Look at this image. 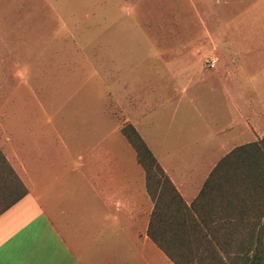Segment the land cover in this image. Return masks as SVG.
Instances as JSON below:
<instances>
[{
  "label": "crops",
  "instance_id": "0c3cea01",
  "mask_svg": "<svg viewBox=\"0 0 264 264\" xmlns=\"http://www.w3.org/2000/svg\"><path fill=\"white\" fill-rule=\"evenodd\" d=\"M117 5L0 0V55L6 38L52 37L75 28L83 14L95 22L86 33L99 23L98 37L110 39L98 47L97 64L105 55L116 69V55L127 54L113 91L89 97L101 103L94 120L86 110L78 125L62 111H0V264H175L149 236L155 203L123 127L136 129L187 204L225 157L264 138L263 91L238 61L244 52L258 55L263 42L250 48L206 33L209 46L152 45L171 57L138 65L131 55L148 51L112 39Z\"/></svg>",
  "mask_w": 264,
  "mask_h": 264
},
{
  "label": "rangeland",
  "instance_id": "374dc122",
  "mask_svg": "<svg viewBox=\"0 0 264 264\" xmlns=\"http://www.w3.org/2000/svg\"><path fill=\"white\" fill-rule=\"evenodd\" d=\"M117 3V23L111 22L115 32L112 39L118 47L146 49L144 51L148 53L129 54L138 65L140 58L144 65L151 67L162 63L164 57V61L171 57V54L154 52L152 45L171 49L196 40L199 45L209 46L210 37L219 43L229 37V40L250 48L264 43V0H117ZM84 17L85 14L81 22L75 23V28L54 30L52 37L6 38L8 46L1 53L6 68L0 69V111H62L66 113L64 120L78 125L79 111L86 110L90 119H95L94 113L101 103L93 102L89 97L108 95L113 91V82L122 74L119 68L127 54L116 55V69L114 61L110 63L105 55L97 64L96 57L101 54L98 47L110 39L98 37L99 23L94 29V26L90 28L87 36L86 28L95 22ZM54 26L58 25L55 23ZM221 30H225L223 37H220ZM238 61H244L245 72L251 84L263 91L261 98L264 101V50L258 55L244 52ZM213 62L208 59V64ZM118 117V121L123 122V116ZM263 139L259 142L264 150ZM260 163L263 165L254 169L255 162H252L257 184L251 186L246 177L240 183L235 182L229 194L215 191L209 195L207 212L201 210L206 224L199 216L207 238L176 240L191 245L184 248L181 258L184 264H244L246 255L252 256L259 248L264 249V178L260 176L264 172L261 170L264 160ZM245 167L250 173L249 163ZM153 175L162 182L159 191H169L160 172L154 170ZM242 185L244 195L239 189ZM157 189V185L153 186L154 191ZM222 196H228V205L219 198Z\"/></svg>",
  "mask_w": 264,
  "mask_h": 264
},
{
  "label": "trees",
  "instance_id": "16d2710c",
  "mask_svg": "<svg viewBox=\"0 0 264 264\" xmlns=\"http://www.w3.org/2000/svg\"><path fill=\"white\" fill-rule=\"evenodd\" d=\"M122 131L137 151L139 162L148 176L150 196L155 203L149 227V236L175 264H184L182 262L183 259L181 260L184 248L191 245L190 243H187V245L178 243L176 240H188L192 237L196 239L207 238L204 234L201 218L205 222L204 224L207 221L201 214V210L207 212L209 195L213 192H226L229 194L234 183H240L246 177L250 180L247 182L251 186L258 183V181L254 180L252 162H255L254 169H258V165H263V163H260L262 159L264 160V150L261 147V143L239 147L225 157L211 173L200 195L195 199L196 201L192 205H188L136 129L131 124H126ZM261 142H264V139ZM247 163H249L250 173L245 167ZM154 170H158L161 176L164 177L169 191H159V188H162V182L160 180L157 181V177L153 175ZM261 170L264 171V168ZM261 173L260 176L264 178V172ZM155 185L158 186L156 191L153 190ZM239 189L244 195L243 185ZM219 198L228 205V196ZM215 199L217 200V198ZM262 227H264V223H262ZM244 264H264V249L259 248L252 256L250 254L246 255Z\"/></svg>",
  "mask_w": 264,
  "mask_h": 264
}]
</instances>
